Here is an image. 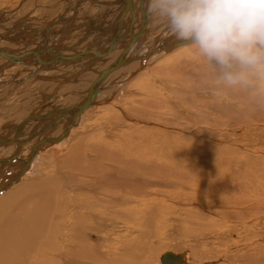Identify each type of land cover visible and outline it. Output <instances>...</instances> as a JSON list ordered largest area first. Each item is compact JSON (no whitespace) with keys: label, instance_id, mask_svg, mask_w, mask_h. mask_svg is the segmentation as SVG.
<instances>
[{"label":"rangeland","instance_id":"1","mask_svg":"<svg viewBox=\"0 0 264 264\" xmlns=\"http://www.w3.org/2000/svg\"><path fill=\"white\" fill-rule=\"evenodd\" d=\"M19 1L0 0V9L16 7ZM30 4V1L26 4L24 2L20 9L28 8ZM82 18L83 14L79 12L78 19ZM111 22L110 17H104V24L109 25ZM159 31H156L153 39L157 37ZM80 37L82 35L79 34ZM74 40L73 36L69 39L71 46L75 45ZM89 40L88 38L83 44L88 43ZM155 44V42L151 44L148 51L153 49ZM9 45L5 48L13 49V46ZM115 56L116 52H111L75 66H77V71H81L87 65L99 70ZM108 57L111 60L108 61ZM157 57L159 59H155ZM149 60L146 64L148 67H145L135 77L121 87L112 88L116 96L114 94V99L108 101L107 98L111 96L109 88L115 84V81H110L112 84L106 86L109 91L97 97V100H102V102L86 110L74 121V123L79 122L73 129L69 127L68 131L71 128L69 139L58 151L55 150L54 145L57 144L54 143L42 147L38 151L40 154L31 172L23 178L21 177L24 172L21 175H19L21 171L16 173V178L21 179L15 183L21 184L26 179L37 181L43 177L42 175H52L53 185L56 186L53 188L57 190L54 200H57V204L62 208L63 222H60L58 227L63 230V233L69 235L67 239L72 238L73 234L79 238L85 237L93 250L99 251L95 253L96 262L77 259L76 264H109L107 259L110 258L111 251L126 240V243L130 240L134 243L129 251H125L123 257L125 264L145 260L148 261L147 264H160V257L163 253L181 251L189 254L187 264H206L205 262L209 264H264V178L251 176L259 172L264 176V107L260 110L258 105L256 109L251 110L252 118L248 120L235 121L237 119L231 117L236 112V103L233 101L235 98L232 99L228 91L220 92L213 89L208 69L187 45L169 53H157ZM137 62L140 64L139 61H135L129 65L130 68L127 66L128 69H122L123 75L136 69L139 66ZM30 67L27 65L10 72L11 74H8L5 81L21 80L24 76L23 79L31 77L30 79L35 80V82L31 81L36 83L33 84L35 88L30 86L31 83L28 84V79L27 82L23 81L20 84L5 83V87L24 84L22 88H33L32 90L37 89L39 93H45L53 85L52 82L45 86V88L48 87L45 91L41 90L45 81L40 84L39 82L41 78L49 75H46V71ZM122 70L116 72L114 76H120ZM50 75H53L52 78L65 79L60 72ZM17 76H22V78L19 79ZM94 77H96L94 73L87 71L82 73L76 81L86 86ZM67 84L72 88L70 89L68 85H65L67 87L61 86L58 91L60 96L78 88L77 85ZM6 88L2 87L0 90L1 99L8 96ZM38 92L30 95L31 103H36L32 101V98L39 97V95L36 96ZM17 93L19 94L20 91ZM55 103L61 102L55 101ZM228 106L230 109H227ZM47 110L49 111V108ZM225 113L228 114L225 115ZM18 117L22 118L21 115ZM32 127L30 126L27 131ZM8 128L2 132L3 137L7 135ZM37 130L35 134L38 133ZM63 131V126L58 122L53 125L52 130L46 133L47 135H42L41 138L43 136L57 137L62 135ZM13 133L10 132V134ZM35 134L27 143L24 141L25 144L17 142L18 146L23 145V150L21 151V148L18 150L17 157L24 158L31 153L37 142ZM0 150L9 151V148L4 150L0 148ZM219 150L223 151V154H219ZM205 152H209V155ZM213 152L217 154L216 157ZM74 153H77L79 161L73 160ZM226 154L227 157L224 158ZM211 156L214 159H212L213 167L208 165ZM202 162L205 165H202ZM135 164L139 172L129 174L127 166ZM165 164L168 166L166 169ZM72 166L78 169L85 167L83 170L88 169L89 172L72 171L70 169ZM17 167L20 169L21 166ZM212 170H219L214 172L215 174L212 173L219 179V182L216 185H208L206 190L200 189L193 180L202 178L203 181L199 183L206 182L207 179L200 174L204 175ZM154 172L161 173L159 175ZM8 173H10L9 169ZM109 174L117 175L118 181L122 179V182L119 184L104 182L105 175ZM135 179L144 181V183L134 187L125 184ZM230 180L232 182L229 185ZM222 182L224 184H220ZM6 188L9 189L3 190L0 198L7 196L14 186L9 184ZM228 191L230 197L225 195L229 194ZM222 199H226L227 203L225 200L222 202ZM87 201L93 206L88 207L90 205ZM129 209L133 213L128 214V217L124 216L126 211H130ZM138 213L143 214L144 217ZM74 214H79V218L83 219L85 229H81L82 232L76 227L72 230L73 219L71 218ZM163 219L166 220V224L163 223ZM89 235L102 236L103 243L95 246L98 242L91 241ZM141 246L145 248L146 258L140 255ZM129 261L130 263H127Z\"/></svg>","mask_w":264,"mask_h":264},{"label":"bare ground","instance_id":"2","mask_svg":"<svg viewBox=\"0 0 264 264\" xmlns=\"http://www.w3.org/2000/svg\"><path fill=\"white\" fill-rule=\"evenodd\" d=\"M29 1L31 2L29 7L25 8V9L23 8V10H21L20 8H21L22 4L24 2L26 4ZM87 2H89L91 4V6H93L95 9L96 8L98 10L102 9V10L97 11L98 16H95V18H94V20H92V22H86L85 21L87 19H90L87 16L82 18L81 20L78 19L79 12H81L82 10H85L88 12V9H85L83 7V5ZM137 2H138L137 0H133V5L135 7L133 17H131L130 11L124 12L123 11L124 6L120 3H116V0H93V1L92 0H41V1L40 0H20L19 3L17 2L18 5L16 7L13 6L14 8L13 7L12 8L7 7L4 9H0V47L5 52L16 53V52H23L25 50H27V52H29V51L34 52V51H39L42 48V51H40V52L49 51V52L54 53V54L58 53V52L62 53V56L58 60H55L56 62L53 61L52 59H49V57H44L43 59H37V60L34 59L35 57H32L24 63V65L27 64V65L34 66L37 69H40L41 71H46V70H50V69H54V70L59 69V70H63V72L66 74V76L64 77L65 79H63V78L61 79V77H60V79H57V77L52 78L53 75H50V74H55L54 72L46 71L47 72L46 75H49V76H45V77L41 78L40 79L41 82H39V84L42 83L43 81H45V82H43V84H45V83L49 84L50 82L55 81L56 85L53 84V85H55V87L52 85L49 88L50 91H48V93H50V95H45V97L43 98L39 94H36V96L39 95V97L32 98V99H38L39 98L38 101L41 102V100H42V102H41L40 106H36V107H38L36 110H35V108L29 107V108H32L29 110V116H31V115L43 116V113H45V112L53 113L59 109L67 108L68 106H66V104H67L68 100L72 99V98H73L74 103L71 104V106L78 105V104L82 103L86 99V97L88 96V94H89L88 92H89L90 88H92V86L94 85V81L98 78L100 72L103 71L104 69H106L108 66L112 65L114 62H116L117 59L119 58V56L121 55L122 50L128 45L129 34L130 35L135 34L137 29L142 30V24L145 23V21H143V19L145 18L143 16V14H145V13H146V18H147V21L144 24V28L146 29L145 35L139 37L135 41V43L133 45H131L130 50L127 52V55H126L127 57L129 55H132L133 60L126 63L123 67H120V68L116 69L115 71H113L112 73H110L108 75V77L105 78V80L103 81V85L105 87L107 85L110 86L112 84L110 81H115L114 86L112 85V87L109 88L111 96L107 98L108 101L114 99V94L116 96L115 92L113 94V91H115V90L112 91L111 89L114 87L116 88L118 86L121 87V85L128 82L131 78L135 77V75H137L145 67H148V66H146V64L148 63L149 58H151L152 56H154L157 53H161V52L162 53H167V52L169 53V52L174 51L175 49L177 50V48H179V47H182L180 45H177L178 43H180V41L176 40L173 36L169 35L163 29L162 26L155 27L156 25H159V24L156 23L154 21V19L147 14V12H146L147 0H143L142 2L139 1L138 5L136 4ZM139 5H142L143 9L140 10L138 8ZM38 10H39V15L38 16L34 15L35 12ZM62 10H64V11H62ZM47 11H50L52 13L47 16ZM142 12H143V14H142ZM105 16L110 17L112 22L109 25L104 24L103 22L101 24H98L99 23L98 20H104ZM83 21H85V22H83ZM70 22L72 25L70 24V27L68 30H62L61 29L63 24H67ZM131 22H133V27H132V28H134L133 33L131 31L129 32V26H130ZM96 24H98V25H96ZM85 28H88V31L86 33H84L82 35V37H80L78 39V42H80L79 48H81L80 46L84 42H86L88 38L90 39V38H93V36H94L93 39H96V40L94 42L89 41L88 43H86L87 47L86 48L84 47L86 50L100 51V52L105 51L102 56L107 55L111 52L112 53L116 52V56L112 60L109 59L110 57H108V61L109 60H111V61H109L107 63V65L105 67H103L102 69L97 70V69L92 68V66L87 65L84 68H82L81 71H73V68H71V66L69 64H74V62H81V61L83 64V62H85L87 60L98 58V57H89L88 55H79L78 57H76L77 53H79L80 51H83V50L76 49V48L73 49L74 47H68V44L62 45V42L65 40V38L70 33L72 34V33H76L77 31H84L83 29H85ZM91 28H93V29H91ZM157 30H160L158 32L159 34L157 35L156 38L153 39V36L155 33H157L156 32ZM57 36H58L57 43H55V38ZM109 37H110V39H109ZM19 39H26L27 42L25 44L18 43L17 40H19ZM154 42L156 43L154 45V48H153L154 53L152 55H150L148 58H146V60H143L142 57L145 54H149L151 52V50H153V49H151L148 51V49H149L148 47L151 44H153ZM8 44H10L9 46L12 45L13 49L12 48H10V49L5 48V47H8V46H6ZM97 45H98V47L96 48ZM183 46H185V45H183ZM109 47H114V48L107 52ZM64 52H71V53H74L75 55H73L74 56L73 58L71 56H63ZM161 55H164V54H161ZM158 57L155 59H159ZM135 61L140 62V64L137 62L139 66L136 69L132 70L131 72H129L127 74L124 73L125 75H123V70L128 69L129 65ZM0 62H2V64L0 63V77L5 72L9 73V71H8L9 69H11L17 65H23V64L10 63L7 60L3 59L2 57H0ZM91 65L94 66L95 64L91 63ZM20 68H22V67H20ZM23 68H24V66H23ZM25 70H27V68ZM71 70L74 73L70 74ZM119 70H122V73L120 71L121 75L120 76H114V74L116 72H118ZM87 71H88V73L89 72L94 73L96 77H94V79H92L90 82H88L86 84V86H87L86 87V86H84V84H79L76 80H77V78H79V76L82 73H86ZM30 72H32V71H30ZM22 73H25V72H22ZM22 73H20V74H22ZM28 73L29 72H27V74ZM20 74H18V75H20ZM69 74H70V76L68 78L67 76ZM16 75H14V76H16ZM37 75L39 76V74H36V76ZM30 76H32V75H30ZM54 76H56V75H54ZM33 77H34V75H33ZM18 78L20 79V77H18ZM21 78H22V76H21ZM23 78L21 80H16V81H11L12 79L9 78L10 80L7 79L8 81H5V80L0 81V83L1 82L4 83V85H3L4 89L6 88L5 83H7V84H9V83L10 84H15V83L20 84L23 81L27 82L29 80L28 84L31 83L30 86L31 85L33 86V84H36V83L31 82L33 80V79H30L31 77L30 78L26 77L25 79H23ZM0 80H2V79H0ZM82 80H83V78H82ZM33 81L35 82V80H33ZM36 81H37V79H36ZM67 83L73 84L75 86L77 85L78 88L73 92L65 93L59 97L58 91L61 89V86L63 87L65 85H68ZM36 88H37V86H36ZM47 88L44 87V89H47ZM69 88L71 89L72 87L69 86ZM69 88H67V89H69ZM24 89L25 88H23L22 91H25V93L27 94V96H25V98H29V99L31 98L30 97L31 94L38 92L37 89L32 90L33 88L32 89L28 88L29 90L28 89L24 90ZM67 89L65 91H67ZM30 90H32V91L30 92ZM109 90L106 87L102 91L98 92L97 95L94 97L93 105L90 106L89 108L98 106L102 102V100H97V97L99 96V94L101 95V93H104V95H105V92H107ZM22 91H20V93ZM5 92H1V93H5ZM228 92H230L228 95H231L232 99L235 98L233 101H235V103H236L235 104L236 110L231 108L232 110H235L237 112V113L235 112L234 116H231L232 118L235 117V119H237L235 121L241 122L243 120H248V119L252 118L253 113L251 112V110L256 109L255 107H257L258 105L260 106V108H258L260 110H262L264 107V104H257V103L252 102L247 95H245L241 92L237 93V91H235V90L228 91ZM16 95H17V92H16ZM8 96H7V98L4 99V101H2V103H0V110L1 111H3V110L8 111L7 114H5V115L0 114V122H3V120L5 118L8 121L7 123L11 122V120L10 121L8 120L11 118L10 114L14 115L17 112V110H14V111L11 110L13 108V106H10V104L12 103L13 100L11 99V96H9V97ZM77 96L80 98L78 99ZM1 98L2 97H0V99ZM56 99H58V100H56ZM54 100H56L57 102H61V103L54 104V103H52ZM15 102H17V100ZM21 102L19 101L17 103L18 108H22ZM228 107L229 108H227V107L226 108L230 109V106H228ZM47 108H49V111L47 110ZM89 108H87L86 110H88ZM43 110H45V112ZM86 110H84L83 113H85ZM6 111H4V113ZM40 112H42V113L40 114ZM224 112H225V110L223 111V113ZM83 113H81V115ZM22 114H25V113L22 112ZM226 114H228V113H225V115ZM81 115H79V116H81ZM29 116L27 115V117H29ZM27 117H25V119ZM16 118H19V117L16 116L14 119L16 120ZM77 118L75 119V121L77 120ZM25 119H23V120L17 119V120H19V122L14 121L17 124H15V123L11 124L10 123L9 127L10 126L11 127L7 130V135H5L4 137L2 134H0L1 135L0 148L3 150L9 148V151H1L0 150L1 151L0 152V194L2 193L3 190L9 189V188H6L9 184L11 186H14V189L7 196L0 198V264H76L77 259L84 260V261H90V262H96L97 258L95 256V253L96 252L98 253L99 251L93 250V248L91 247V245L89 244V242L86 240L85 237L81 236V238H79L78 236L73 234L72 238L67 239L69 235H67V233L66 234L63 233V230H61L58 227V225H60V222H63V218L61 216L62 208L60 205L57 204V200H54V194L57 192V190L53 188L56 186L53 185L54 179L52 180V177H51L52 175H47V174L42 175L43 177L37 181H30L29 179H26L21 184L15 183L16 181L23 178L27 173L31 172L33 165L35 164V161L37 160L38 155L40 154V153H38V151L41 150L42 147L46 146V145L39 146L37 148L36 154L33 156V158L30 160L29 163H26V161L29 160L30 153L28 155H26L27 157L23 156L24 158H22L21 156H20V158L17 157L18 152H19L18 150L20 148H21V151L23 150L22 149L23 145L18 146L17 142L23 143L24 141H26V138L29 135V133L33 130V128L35 129L34 125L36 123H39L38 121L33 120V119H29V120H25ZM228 119H230V118H228ZM257 119H259V118H257ZM51 120H55L54 117L48 118L45 122L38 124V126H37L38 130L35 129L34 132L32 133L34 135L36 130H37L38 133L35 134V136H37V141L40 140L42 135H47L46 133L53 129V126L52 127L50 126V124L52 123ZM68 120H69L68 116L63 115V117L58 122L65 129L66 125L68 124ZM224 120H226V119H224ZM21 122H23V125L20 126V128H19V125ZM58 122H56V123H58ZM29 123H33V124L29 125V126H33V127L27 131V130H25V128L27 127V125ZM77 123H74V125L71 128L73 129ZM3 124H4V126L6 125L5 122ZM45 124H47V125L45 126ZM71 128H70V130H71ZM12 130L14 131V133L12 132L13 134H10L9 131H12ZM24 130H25V132H23ZM70 130L67 132L65 137H63V139L54 143V144H57V145H54L56 151H58V149L62 146V144L65 143L69 139L68 135H69ZM8 133L10 134V136L8 135ZM45 137H47V136H43L42 138H45ZM28 141L29 140H27L26 143ZM24 144H25V142H24ZM13 145H17V146H13ZM3 147H5V148H3ZM218 152H220V150ZM195 153H196V151H195ZM221 153L223 154V151H221L219 154H221ZM199 154H200V152H199ZM206 154L209 155V152ZM213 154H216V153L213 152ZM160 156H161V154H160ZM216 156H217V154L215 155V157ZM225 157H227V154L224 155V158ZM234 157H236V156L234 155ZM72 158H73V160L75 159V160L79 161V157H78L77 153H74L72 155ZM138 158L140 159V157H138ZM138 158H136V159L138 160ZM221 158H223L222 155H221ZM156 159H158V158H156ZM212 159L213 158L211 156V159L209 160V164L207 163L211 167H213ZM163 160H165V159H163ZM167 161L169 163V160H167ZM158 162H160V161H158ZM172 162L174 163V161H172ZM175 162H176V160H175ZM196 162H197V160H196ZM206 162H208V161L206 160ZM161 163H162V161H161ZM161 163H160V166H161ZM165 163L168 164L166 161H165ZM137 164L127 166V171L129 174L134 173V172H139V169L137 167H135ZM138 165H140V164H138ZM169 165H171V164L169 163ZM202 165H205V164H203V162H202ZM219 165H221V164H219ZM12 166H16V167H12ZM17 166H21L22 168L20 167V169H18ZM175 166H176V164H175ZM84 168L85 167H83V169ZM89 168H90V166H89ZM166 168H168V166L165 167V169ZM174 168L175 167H173V169ZM209 168H207V169H209ZM8 169H9L10 173H8ZM70 169L72 171H82L83 170V169L75 168L73 166ZM210 169H212V168H210ZM86 170L87 171H85V170H83V171L89 172L88 169H86ZM90 170H91V168H90ZM19 171H21V172L23 171L24 175L20 179H17L16 178L17 176L15 174L18 173ZM39 171H40V169H39ZM217 171H219V170H215V171L212 170V172L211 171L207 172V174L204 173V175L200 174V176L207 179L206 182H204V183H199L200 181H203L202 178H198L196 181L193 180V182H196L197 186L200 189L206 190L208 185L209 186L214 185V184L216 185V183L219 182V179L216 178L212 174V173L217 172ZM233 171H234V169H233ZM176 172H177V170H176ZM160 173L161 172H154V174H159V175H160ZM246 174H247V172H246ZM222 175H221V177L223 178ZM99 176H101V175H99ZM105 176L106 177L104 179V182H110V183L114 182L117 184L122 182V179L120 181H118L117 175L109 174V175H105ZM243 176H244V174H243ZM251 176L264 178V176L260 175V172H259V174L254 173ZM181 177H182V175H181ZM181 177H180V179H181ZM236 177H238V176H236ZM3 180H5V181H3ZM226 181H227V179H226ZM193 182H192V184H193ZM231 182H232L231 180L228 181L229 185ZM244 182L246 183V180ZM142 183H144V181L141 182V180L139 181V180L135 179L134 181H131L130 183H125V184L134 187L135 185L142 184ZM225 183H227V182H225ZM220 184H224V183L222 182ZM179 185H180V183H179ZM237 186H236V188H237ZM219 187H222V186H219ZM94 188H95V186H94ZM212 188H214V187H212ZM232 189L234 191V188H232ZM223 191L225 192V190H223ZM216 192H218V191H216ZM141 193H143V191H141ZM58 195H59V193H58ZM225 195H228V197L231 196L230 192H229V194H225ZM224 200L226 202V199H222L221 201L223 202ZM88 201H87V203H89V205H90L88 207L93 206L92 203L88 202ZM83 202H84V200H83ZM99 203H101V202H99ZM229 204L230 203H228V205ZM83 206H85V205H83ZM102 207H103V205H102ZM79 211H81V210H79ZM120 211H119V213H120ZM131 211L132 210L126 211V213H124L125 214L124 216L128 217V214L133 213ZM124 212H125V210H124ZM121 213H122V211H121ZM138 215H140L141 217H144L143 214H141V213H138ZM71 219H73L72 224H71L72 230H73V227H76L77 230L85 229L84 223L82 221L83 219L81 220V218H79V214H74V216ZM84 221H86V220H84ZM159 221L161 224H162V221L164 224L167 223L165 219H163L162 221L161 220H159ZM67 226H68V224H67ZM82 231L83 230H81V232ZM65 235H67V236H65ZM88 237L91 239V241L98 242L97 245H95V246H99L101 243H103V237L102 236L96 237V236L89 235ZM126 241H123V243L122 242L119 243V247L115 248L114 251H111V253L109 255L110 258L107 259V263H109V264H122V263L125 264V262L123 261V257L125 256V251L126 250L129 251L131 249L132 244L134 243V241L130 240L127 242L128 243L127 244ZM93 247H94V245H93ZM113 247H114V245H113ZM144 253H145V248H144V246H141L140 255L145 256ZM171 253H173V254H179V253L184 254L185 253L184 264H187L188 255H189L188 252L181 251L179 253H175V252H171ZM140 255H139V257H140ZM145 258H146V256H145ZM133 260H135V259H133ZM147 262H146V260L143 262H138V263L136 261V263L132 262V264H147ZM127 263H130V261ZM205 263L209 264L207 262H205Z\"/></svg>","mask_w":264,"mask_h":264},{"label":"clouds","instance_id":"3","mask_svg":"<svg viewBox=\"0 0 264 264\" xmlns=\"http://www.w3.org/2000/svg\"><path fill=\"white\" fill-rule=\"evenodd\" d=\"M146 12L193 50L214 90L264 104V0H147Z\"/></svg>","mask_w":264,"mask_h":264},{"label":"water","instance_id":"4","mask_svg":"<svg viewBox=\"0 0 264 264\" xmlns=\"http://www.w3.org/2000/svg\"><path fill=\"white\" fill-rule=\"evenodd\" d=\"M137 1L142 2L143 0H137ZM116 3L122 4L124 6L123 11L124 12L130 11L131 17H133L134 10H135V7L133 5V0H116ZM138 8L140 10L143 9L142 5H139ZM142 14H143V12H142ZM143 16L145 17L143 19V21H145V23H146V21H147L146 13L143 14ZM144 24H142V30L137 29L135 34H132V35L129 34L128 45L122 50V53L116 62H114L112 65L108 66L106 69H104L103 71L100 72L98 78L94 81V85L92 86V88H90V90L88 92L89 93L88 96L86 97V99L82 103H80L78 105L70 106V107H67L64 109H59L53 113H46L43 116L31 115L25 119V120L33 119V120L38 121L39 123H36L34 125L35 129H37L38 124L45 122L48 118L54 117V119H55L50 124V126L55 125L56 122H58L63 117V115H66L69 118L68 124L66 125L62 135L57 136V137H45V138H42L35 143V145L33 146L32 150H31L30 158H29V160L26 161V163L30 162V160L36 154L37 148L39 146H44V145H47L50 143H56V142L60 141L61 139H63V137H65V135L67 134L69 127H72L74 125L75 119L77 117H79V115H81V113H83L84 110H86L87 108L92 106L94 97L97 95V93L106 88L103 85V81L105 80V78H107L108 75L110 73H112L113 71H115L116 69L123 67L126 63L133 60L132 55H129L128 57L126 55H127V52L130 50L131 45H133L139 37L145 35L146 29L144 28ZM132 27H133V22H131V24L129 26V32L131 31L133 33L134 28H132ZM177 45L183 46L182 42L178 43ZM113 48L114 47H109L107 52L112 50ZM104 52L103 51L102 52H100V51H89V50L85 49V50L77 53L76 57H78L79 55H88L89 57H101L104 54ZM153 53H154V49L151 50V52L149 54H145L142 57L143 60H146V58H148ZM61 56H62V53H60V52L55 53V54L51 53L49 51H46V52L29 51V52L9 53V52H5L3 49L0 48V57L7 60L8 62L14 63V64H24L27 60H29L32 57H35L34 59H36V60L37 59H43L44 57H49V59H52L53 61H55V60H58ZM71 57L73 58L74 56H71ZM23 122L20 123L19 128H20V126L23 125ZM35 129L33 128V130L29 133V135L26 138V141L29 140L31 137H33L32 133L34 132ZM22 173H23V171L20 172L19 175H21ZM184 258H185V253L184 254L183 253L173 254L171 252H166V253L161 255L160 264H184V262H185Z\"/></svg>","mask_w":264,"mask_h":264},{"label":"crops","instance_id":"5","mask_svg":"<svg viewBox=\"0 0 264 264\" xmlns=\"http://www.w3.org/2000/svg\"><path fill=\"white\" fill-rule=\"evenodd\" d=\"M137 5H138V2L136 3ZM82 7V6H81ZM83 7L85 8V9H88V12L87 11H85V10H82L80 13H82L83 14V18L84 17H89L90 18V20H94V18H95V16H98V12L97 11H99V10H102V9H95L93 6H91V4L89 3V4H84L83 5ZM65 9V8H64ZM93 9V10H92ZM95 9V10H94ZM62 11H64V10H62ZM95 11V12H94ZM47 12H49V11H47ZM52 12H49V14H47V16L48 15H50ZM34 15H36V16H38L39 15V11H36L35 12V14ZM46 16V17H47ZM87 19V18H86ZM81 22V21H80ZM83 22H85V21H83ZM88 22H92V21H88ZM99 22V23H98ZM98 24H101L102 22H103V20H98ZM71 23V22H70ZM70 23H67V24H63L62 25V27H61V29L63 30V29H65V30H68L69 29V27H70ZM79 23V22H78ZM77 23V24H78ZM98 24H96V25H98ZM115 25V24H114ZM158 26H160V25H156L155 27H158ZM91 29H93V28H91ZM160 29V28H159ZM84 31H77L76 33H70L66 38H65V40L62 42V45H67L68 44V47H74L73 49H81V50H84L83 49V47H86V44H82L80 47L81 48H79V43L80 42H78V39H79V34L80 35H83L84 33H86L87 31H88V28H85V29H83ZM155 35V34H154ZM74 37V46H71V44H69V39L71 38V37ZM156 36V35H155ZM57 38H58V36L55 38V43H57ZM93 38H94V36H93ZM93 38H90V40L89 41H95L96 39H93ZM17 42L18 43H21V44H25L26 42H27V40L26 39H19V40H17ZM78 42V43H77ZM61 44V43H60ZM58 45V44H57ZM56 45V46H57ZM98 47V45L96 46V48ZM93 48V47H92ZM95 48V47H94ZM40 51H42V48L39 50V52ZM23 52H27V50H25V51H23ZM73 55H75L74 53H71V52H64V54H63V56H73ZM92 60H94V59H91V60H89V61H92ZM56 62V61H55ZM1 64H2V62H0ZM79 63H82V61L81 62H74V64H69L70 66H71V68H73L74 70L73 71H77V66H75V65H77V64H79ZM23 66H27V64L26 65H17V66H15V67H13V68H11V69H9L8 71H9V73H4L3 75H1V77H0V79H2V80H0V81H3V80H6L5 78L6 77H8V74H11L10 72H12V71H16V69H18V68H20V67H23ZM29 66H31V65H28V67ZM31 67H33V68H36V67H34V66H31ZM78 67H79V65H78ZM37 69V68H36ZM40 70V69H39ZM46 71H52V72H60V73H62V75L65 77L66 76V74L63 72V70H59V69H57V70H54V69H50V70H46ZM73 71H71L70 72V74H72V73H74ZM70 74L67 76V77H69L70 76ZM5 76V77H4ZM4 77V78H3ZM21 77V76H20ZM52 84H55V82H52ZM3 85H4V83L3 82H1L0 83V90H1V88L3 87ZM45 86H47V83H45V84H43V86L41 87V90L42 91H45L46 89H44V87ZM23 85L21 84V85H13V87H9V88H6L7 89V95H10L11 96V99L15 102L16 101V99H18V101L17 102H15L16 104L20 101H22L21 103H22V108H18L17 106L18 105H15V103L12 101V103L10 104V106H13V108L11 109L12 111H14V110H17V112L13 115V114H10V119H9V121L11 120V122H9V123H7L8 121L6 120V118L3 120V122H0V134H2V132H4V130H6L7 129V127H9V124L11 123H15V122H19V120H20V118H19V120H15L14 118L16 117V116H18V115H21L22 114V112H24L25 114H22L21 116H22V118H21V120L23 119V118H25V117H27V115L29 116V110L30 109H32V108H35V110L38 108V107H36V106H40L41 105V102L40 101H38L39 100V98L38 99H33V101H35L36 103H31V101H29V100H31V98L29 99V98H25V96H27V94L25 93V91H22L21 93H17V95L15 94L16 92H18V91H21V90H23ZM66 87V86H65ZM21 89V90H20ZM76 90V89H75ZM75 90H73V91H75ZM47 91H50V89H47L46 91H45V93H37V94H39L41 97H45V95H50V93H48ZM73 91H69V92H73ZM68 92V93H69ZM16 96H15V95ZM59 97H60V95H59ZM58 98V97H57ZM27 99V100H26ZM56 100H58V99H56ZM56 100H54L52 103H54V104H56L55 103V101ZM2 101H4V98L3 99H0V103H2ZM57 102V101H56ZM72 102H73V98L72 99H69L68 100V102H67V104H66V106H68V107H70L71 106V104H72ZM33 105H35V106H33ZM17 107V108H16ZM29 107H32V108H29ZM23 109V110H22ZM4 111H6V110H3V111H1L0 110V114L1 115H5V114H7V112L8 111H6L5 113H4ZM28 111V112H27ZM34 111V110H33ZM44 112H45V110H43ZM18 113H20V114H18ZM42 112H40V114H41ZM47 112H45V113H43V115H45ZM25 115V116H24ZM13 117V118H12ZM15 121V122H14ZM6 123V125L4 126V124L3 123ZM34 123V122H33ZM33 123H29L28 125H27V127L25 128V130H27L28 128H30V126L29 125H31V124H33ZM15 124H17V123H15ZM4 126V127H3ZM11 127V126H10ZM9 127V128H10ZM8 128V129H9ZM25 130L23 131V132H25ZM10 132H13V130L12 131H9V133ZM10 136V135H9ZM25 136V135H24Z\"/></svg>","mask_w":264,"mask_h":264}]
</instances>
